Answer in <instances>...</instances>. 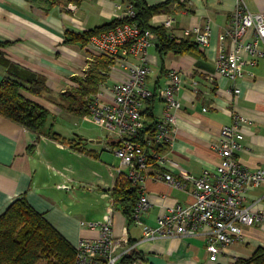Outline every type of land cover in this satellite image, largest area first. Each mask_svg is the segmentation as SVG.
Instances as JSON below:
<instances>
[{
  "label": "crops",
  "instance_id": "obj_1",
  "mask_svg": "<svg viewBox=\"0 0 264 264\" xmlns=\"http://www.w3.org/2000/svg\"><path fill=\"white\" fill-rule=\"evenodd\" d=\"M145 1L152 5L166 0ZM244 1L251 11L264 13V0ZM69 3L76 5L74 10L68 8ZM236 3L237 0H175L169 13H159L151 19L152 24L160 25L171 15L176 26L184 28L203 25L210 18L212 33L208 45L196 44L184 54L161 55L157 40L147 50L150 71L146 86L155 94L144 108L152 109L156 120L163 117L165 110L156 90L170 85V70L178 71L182 78L177 90L181 106L171 110L175 117L174 140L163 150L178 165L149 164L144 189L150 207L139 220L130 222L112 195L117 181L128 178L127 169L118 171L121 160L115 152L116 139L90 117L70 113L61 105L65 91L78 85L73 78L85 74L88 60L95 55L89 43L82 46L67 42L68 33H83L119 18L127 1L0 0V43H6L0 48V82L8 75L22 82L32 75L43 76L48 91L41 95L24 93L50 112L46 134L39 138L0 114V215L24 196L76 247L82 238L100 236V230L89 223L107 221L113 206L114 233L125 232L148 264H235L264 247V231L253 227H244V241L226 246L216 261L210 259L201 235L142 240L145 225L156 226L159 216L170 206L193 199L190 183L173 187L164 179L165 174L181 180L184 175L197 177L204 170H215L221 158L213 144L223 125L233 121L234 112L253 120L244 130V147L235 153L237 159L250 167L264 165V59L248 67L235 84L215 69L219 34L228 26ZM129 61L140 63L137 57H129ZM109 68L108 78L99 90L103 100L111 98V86L124 80L128 72L119 62ZM236 85L241 89L238 95L234 92ZM78 121H91L100 129L70 126ZM49 132L59 134L60 140L48 136ZM246 201L256 202L257 209L264 208V183L250 190Z\"/></svg>",
  "mask_w": 264,
  "mask_h": 264
},
{
  "label": "built area",
  "instance_id": "obj_2",
  "mask_svg": "<svg viewBox=\"0 0 264 264\" xmlns=\"http://www.w3.org/2000/svg\"><path fill=\"white\" fill-rule=\"evenodd\" d=\"M185 1V0H182ZM75 4L68 8L74 10ZM124 13L119 18H132L136 11L131 3L125 5ZM172 37L191 39L199 46L209 44L212 26L210 18L203 25L179 28L173 16L168 15L162 22ZM156 34L150 29H142L135 22H124L91 37L89 48L95 55L107 54L116 58L126 68L124 80L111 86L113 95L110 99L101 98L97 93L90 104V117L97 124L106 128L116 139V155L121 160L118 171L127 169V177L140 194L134 219L139 220L150 207L144 181L148 177V149L153 154L156 164L178 165L159 148L172 144L175 117L171 110L178 109L181 102L177 90L182 83L180 73L170 70L167 87L158 88L157 96L164 101L163 117L158 120L153 136L148 138V149L138 139L144 128L142 114L145 102L155 92L146 86L149 74L147 50L156 41ZM137 57L140 63L129 61ZM264 59V13L251 11L244 0H237L236 8L228 26L219 34L218 54L215 69L218 75L237 83L248 67L256 66ZM254 76L253 72H249ZM236 95L241 89L236 85ZM253 124V120L239 112L233 113V121L221 128L218 141L213 144L220 155V163L215 170H204L200 176L184 175L181 180L171 174L164 179L173 187L192 185L193 199L188 203H178L168 208L159 216L156 226L143 227L142 240H154L158 237L203 236L210 259L216 261L221 251L229 245L244 241V227L258 228L264 231V208L257 209L256 202H247L248 192L264 183V165L250 167L241 163L235 153L243 149L244 130ZM113 206L105 222H91L89 226L100 230L95 239L82 238L76 246L75 264H119L135 249L128 235L124 232L116 235L113 229ZM132 264H148L137 260Z\"/></svg>",
  "mask_w": 264,
  "mask_h": 264
},
{
  "label": "trees",
  "instance_id": "obj_3",
  "mask_svg": "<svg viewBox=\"0 0 264 264\" xmlns=\"http://www.w3.org/2000/svg\"><path fill=\"white\" fill-rule=\"evenodd\" d=\"M126 1L134 6L136 11L134 17L117 18L79 34L69 32L67 42L86 46L92 36L102 31L110 30L124 22H135L140 28L150 29L156 34L157 49L161 55L168 52L184 54L196 45L191 39L178 40L172 37L161 24L151 23L154 15L169 13V6L175 0H166L152 5L145 0ZM5 44L0 43V48ZM2 54L0 49V56ZM115 63L116 58L107 54L91 56L85 74L73 78L78 85L69 87L62 95V107L78 116L89 115L90 104L100 92L101 84L107 80L109 67ZM5 64L10 67L8 62L5 61ZM20 81L19 78L8 75L0 82V114L26 127L39 138L46 134L45 126L50 112L24 92L41 95L49 88L46 85V79L39 75H32L28 81L24 79L23 82ZM142 114L145 124L139 132L138 139L147 150L148 138L153 136L158 120L152 116L150 108H144ZM47 135L60 140L56 132H49ZM163 150L164 148L158 149L159 152ZM148 152V164L156 165L155 157L149 149ZM112 195L115 205L119 204L128 220L134 221L135 207L139 199L137 187H134L128 178L120 179L112 190ZM137 260H144V256L140 251L133 249L119 264H132ZM41 261H45L46 264H75L76 247L56 230L26 197L22 196L14 200L0 215V264H39ZM235 264H264V247L257 248L250 258L240 259Z\"/></svg>",
  "mask_w": 264,
  "mask_h": 264
},
{
  "label": "rangeland",
  "instance_id": "obj_4",
  "mask_svg": "<svg viewBox=\"0 0 264 264\" xmlns=\"http://www.w3.org/2000/svg\"><path fill=\"white\" fill-rule=\"evenodd\" d=\"M85 125H88V126L90 125V127L93 128L96 131L100 129L99 127L95 126L94 123H91V121L90 122H88V121H78L76 123V125H74V122H72L70 126L72 128H76L77 129V128H79L81 126H85ZM101 131L106 135V132L105 131H103V130H101ZM39 264H46V262L45 261H41V262H39Z\"/></svg>",
  "mask_w": 264,
  "mask_h": 264
}]
</instances>
